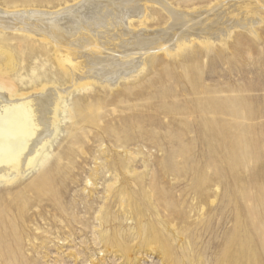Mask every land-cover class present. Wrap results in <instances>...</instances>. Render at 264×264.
I'll use <instances>...</instances> for the list:
<instances>
[{
    "label": "bare ground",
    "instance_id": "bare-ground-1",
    "mask_svg": "<svg viewBox=\"0 0 264 264\" xmlns=\"http://www.w3.org/2000/svg\"><path fill=\"white\" fill-rule=\"evenodd\" d=\"M7 7L0 8V184L9 188L37 172L34 182L17 194L21 202L15 216L10 208L0 209V255L9 264H19L13 250L21 242L15 220L24 222L43 197L56 203L60 193L54 185L55 172L73 164L71 155L58 153L55 169L48 167L53 156L49 148L63 119H73L65 137L70 153L81 152L89 137L98 143L87 183L95 187L100 171L111 172L105 202L114 200L125 219L133 220L144 217L131 187L141 189L144 183V176L133 167L141 152L128 150L133 142L182 144L192 139L217 145L232 137L237 124L233 118L246 119L254 104L250 105V94L263 92L264 67L259 69L256 59L235 62L244 60L245 54L244 46L233 41L235 35L261 40L257 27L264 24L260 15L264 0H73L58 10ZM41 58L48 66L43 78L35 80L33 62ZM27 72L30 83L24 80ZM167 78L176 87L161 89ZM207 81L215 85H206ZM253 81L259 85L252 86ZM71 92L78 97L67 106L65 97ZM103 136L120 150L115 152L116 160H108ZM168 156L185 159L190 152L179 148ZM100 157L104 160L97 163ZM63 159L67 166H62ZM141 191L153 205L157 194L153 185ZM25 193H31L33 201ZM106 203L96 217L100 227L108 223ZM152 226L142 225L143 234L150 237L147 247L156 243L170 258L167 240L158 237ZM118 236L115 232L111 241L107 232L99 233L105 246L116 242L127 257V247L117 242ZM253 237L244 233L240 251L232 255L234 261L249 254L253 264H263Z\"/></svg>",
    "mask_w": 264,
    "mask_h": 264
},
{
    "label": "rangeland",
    "instance_id": "rangeland-1",
    "mask_svg": "<svg viewBox=\"0 0 264 264\" xmlns=\"http://www.w3.org/2000/svg\"><path fill=\"white\" fill-rule=\"evenodd\" d=\"M71 3L73 0H0V8L11 6L8 10H14L25 5L27 8L58 10ZM260 15L264 17V11ZM257 33L262 41L253 42L247 39L248 36H234V44L239 42L241 47L244 46L242 55L245 54L244 60L235 62L254 63L256 59L255 65L259 69L264 67V24L257 27ZM33 63L37 68L33 72L34 79L41 80L48 63L45 58L36 59ZM29 75L30 72L24 75L25 82H31ZM234 79L237 77L234 76ZM169 81L167 78L160 88L166 85L171 89L176 87L174 82ZM206 85L215 84L207 81ZM257 85L258 81L252 82V86ZM225 86L226 83H223L222 87ZM258 91L250 94L253 96L250 105L254 103L252 109L256 111L251 109L245 114L246 119L233 118L237 124L233 127L232 137L217 145L198 144L191 139L182 144L159 141L156 145L138 140L129 146L128 150L141 152L133 167L144 176L143 188L131 185L139 197L137 203L144 214L143 218L133 220L125 219L114 200L105 202L106 185L112 182L111 172L100 171L95 187L87 183L94 157L98 156V143H92L89 137L81 152L70 153L65 137L73 119H63L58 135L49 148L53 156L48 167L55 169L54 155L58 153L62 157L71 155L73 164L68 165L63 159L62 166L68 167L59 173L54 171L55 189L60 193L56 203L43 197L26 213L24 222L14 219L21 238L19 246L13 248L19 264H253L249 254L237 261L232 258L234 252L240 251V243L246 232L253 234L252 244L259 250L264 264V88L263 92ZM76 97L78 94L71 92L65 97V105H70ZM159 121L166 120L160 118ZM154 130L164 134L162 129ZM84 131L89 133L90 129ZM94 132L92 130L89 135ZM193 136L189 135L190 138ZM103 137L102 146L107 149L108 160H116L115 152L120 150L113 147L109 137ZM234 142L238 146H233ZM179 148H186L190 156L185 159L168 156ZM103 160L100 157L97 163ZM36 176L35 171L9 188L0 184V209L5 211L10 208L15 216L16 206L21 202L16 199L17 194L33 183ZM208 182H212L208 188L206 186L196 191V187ZM152 185L157 190V194H153V205L143 197L141 191L149 190ZM25 196L31 201L34 199L31 193H25ZM199 198L204 201L200 202ZM104 203L109 217L108 223L100 227L96 217ZM143 224H153L158 237L167 240L170 258L161 254L156 243L147 247L146 240H150V237L143 234ZM100 232H107L111 241L117 232V242L127 247V257L118 250L116 242L105 246L100 240ZM0 264L9 263L0 255Z\"/></svg>",
    "mask_w": 264,
    "mask_h": 264
}]
</instances>
